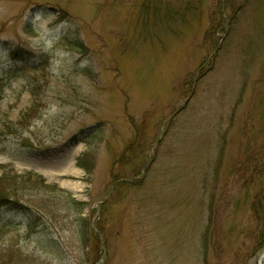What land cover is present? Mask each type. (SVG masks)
Wrapping results in <instances>:
<instances>
[{
    "label": "rangeland",
    "instance_id": "374dc122",
    "mask_svg": "<svg viewBox=\"0 0 264 264\" xmlns=\"http://www.w3.org/2000/svg\"><path fill=\"white\" fill-rule=\"evenodd\" d=\"M150 1L0 0V175L44 219L8 215L0 264H259L226 210L264 142V0Z\"/></svg>",
    "mask_w": 264,
    "mask_h": 264
},
{
    "label": "trees",
    "instance_id": "16d2710c",
    "mask_svg": "<svg viewBox=\"0 0 264 264\" xmlns=\"http://www.w3.org/2000/svg\"><path fill=\"white\" fill-rule=\"evenodd\" d=\"M147 1L148 6L151 1ZM222 9L220 8V10ZM30 85L31 82L29 83V86ZM25 119H28V116ZM9 130V133L11 134L16 131H13L12 126H9ZM258 132L262 137H264V126L259 128ZM14 141L16 140L14 139ZM16 142L19 143V141ZM20 144L22 145V147L20 148L23 151L29 149V145L26 140H23L22 142H20ZM253 145V141H249L247 143L244 158L239 161L237 166H235V168L228 174L227 188L240 185V190L236 196H232V198L228 200L226 214H228V216L230 217H233L240 205L249 206L251 211V214L248 218L249 223H252L254 229L256 228L255 231L258 230V241L253 245V250L256 251L259 244L264 242V142L255 147ZM91 161L92 159L88 158L84 154L79 157L78 165L79 167L84 168L86 172L90 173L92 170ZM28 175L29 176H26L25 174H13L12 172H8L6 170H4V172L0 175V233L2 234H8L12 229L16 227V225L14 224V220H7L8 215H23L24 217H27L28 225L30 228L35 222L36 224L37 222L42 223L44 220L42 216L39 217V215L37 216V214H35L34 208L30 205L29 201L26 200L23 195L7 194L4 191L15 189L17 191V187H23V184L37 185V183L32 182V176L30 174ZM216 183L218 185V182ZM230 191L231 189H229V193ZM73 201L75 200L73 199ZM75 203H80L79 205H82V202H79L77 200L75 201ZM217 210L218 208L216 203L211 202L209 204V211L211 212V223L209 224L210 231L204 236L203 239V246L205 249L210 248L211 250H214L215 247L214 242L216 240V227L214 225V219ZM19 211L23 214H19ZM33 218L36 220L33 221ZM250 229L251 227L247 226L246 230L249 231ZM251 231L253 232H250V236L254 235V230ZM232 232V229L229 228L227 237L230 238V234H232Z\"/></svg>",
    "mask_w": 264,
    "mask_h": 264
},
{
    "label": "water",
    "instance_id": "95a60500",
    "mask_svg": "<svg viewBox=\"0 0 264 264\" xmlns=\"http://www.w3.org/2000/svg\"><path fill=\"white\" fill-rule=\"evenodd\" d=\"M263 260H264V254L261 257L260 264H262Z\"/></svg>",
    "mask_w": 264,
    "mask_h": 264
}]
</instances>
